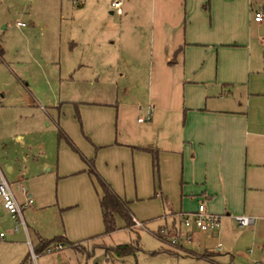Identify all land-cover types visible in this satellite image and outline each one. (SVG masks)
Returning <instances> with one entry per match:
<instances>
[{
    "label": "crops",
    "instance_id": "crops-1",
    "mask_svg": "<svg viewBox=\"0 0 264 264\" xmlns=\"http://www.w3.org/2000/svg\"><path fill=\"white\" fill-rule=\"evenodd\" d=\"M118 1L121 14L112 3L110 9L122 18L87 31L86 57L72 73L107 88L58 109L59 151L52 168L60 193L65 179L78 177L92 187L96 178L99 209L106 187L127 202L130 215L151 235L176 225L175 214L194 212L199 204L224 216L216 233L195 232L181 251L159 240L157 249L143 248L137 235L140 250L117 257L121 262L134 256L131 264H238L235 258L245 257L264 264V22L252 17L253 10L264 9V0ZM48 165L44 161L43 169ZM26 181L21 172V196L14 195L20 205L29 195ZM126 194L135 195V215ZM33 204L23 209V218L24 211L37 215L42 208L34 210ZM5 213L15 236L21 230L13 231ZM238 215L253 217V224L239 228L231 219ZM33 234L35 241L41 238ZM241 243L243 251L236 249Z\"/></svg>",
    "mask_w": 264,
    "mask_h": 264
},
{
    "label": "rangeland",
    "instance_id": "rangeland-1",
    "mask_svg": "<svg viewBox=\"0 0 264 264\" xmlns=\"http://www.w3.org/2000/svg\"><path fill=\"white\" fill-rule=\"evenodd\" d=\"M114 1L117 0H78L73 4L69 0H0V145H3L0 167L18 199L21 195L17 178L23 172L26 189L34 201L32 207L34 210L38 205L42 207L37 215L23 213L33 247L34 231L47 241L59 237L72 240L61 242L60 252L38 255L37 264H131L134 256L121 262L105 250L131 244L137 235L143 248L155 250L160 246L154 234L134 227V231L124 228L121 217L116 219L119 230L102 235L100 186L96 178L92 180V187H86L78 177L65 179L60 193L52 168L59 151L55 123L58 109L74 98L88 101L92 92L107 88L105 83L93 84L92 88L84 78L73 75L76 66L86 57L83 43L87 31L95 26L101 30L122 18L111 13L110 4ZM17 23L24 26L19 27ZM128 84L131 85L129 81ZM141 93L146 92L143 89ZM52 106L56 107L55 114ZM77 128L80 132V124ZM85 144L89 146V142ZM8 160L12 161L11 173L7 172ZM44 161L51 170L43 169ZM126 195L132 201L131 210L135 215V195ZM8 217L0 204V232L6 235L3 240L0 238V264H35L23 228H19L17 235H11ZM150 228L154 229L155 225L151 224ZM81 240H84L81 244H73ZM239 246L236 249L243 251L245 243ZM251 252L252 247L244 250L247 256ZM139 256L137 253L136 258ZM235 262L254 264L245 257H237Z\"/></svg>",
    "mask_w": 264,
    "mask_h": 264
},
{
    "label": "built area",
    "instance_id": "built-area-1",
    "mask_svg": "<svg viewBox=\"0 0 264 264\" xmlns=\"http://www.w3.org/2000/svg\"><path fill=\"white\" fill-rule=\"evenodd\" d=\"M73 4H77L78 0H69ZM112 8L116 11L118 15L121 14V2L114 1L111 4ZM253 21L257 24H262L264 22V9L258 8L252 11ZM17 26L23 27L21 23H17ZM23 193L26 194L24 188H22ZM27 195V194H26ZM0 202L3 209L12 217L14 227L13 231L18 232L19 228H23L26 232V225L22 215L24 208L29 207L33 203V199L30 195H27L25 203L20 205L14 194L11 191L8 181L6 180L3 172L0 169ZM224 216L209 213L206 211L203 204H199L194 212H179L175 214L176 225L170 227L160 228L154 236L161 241L165 246L176 249L183 250L184 246L190 244L194 240V233L201 234H214L221 226V220ZM231 219L236 223L239 228L248 227L253 224V217L238 215L232 216ZM133 227L137 229H143L144 226L141 222L132 218ZM0 237H3V233H0ZM217 251H221L222 246L217 243L215 246ZM63 250L62 243H54L49 246L44 253L51 254L55 252H60ZM38 255L33 253L31 249V258L36 264Z\"/></svg>",
    "mask_w": 264,
    "mask_h": 264
},
{
    "label": "trees",
    "instance_id": "trees-1",
    "mask_svg": "<svg viewBox=\"0 0 264 264\" xmlns=\"http://www.w3.org/2000/svg\"><path fill=\"white\" fill-rule=\"evenodd\" d=\"M153 164L156 167V158H154ZM100 209L104 226V232L102 235L107 236L117 231L118 228L114 219L115 215L120 216L125 221L126 228H131L133 226V217L129 213L127 202L119 199L106 187H103V196L100 200ZM60 241V237L55 238L52 241H47L37 237L35 246L32 248L33 253L37 255L43 254L49 246L54 243H61ZM136 250H140L138 246V236L137 239L131 244L117 245L115 247L107 248L105 251L107 255L113 254L116 257H126L134 255Z\"/></svg>",
    "mask_w": 264,
    "mask_h": 264
},
{
    "label": "water",
    "instance_id": "water-1",
    "mask_svg": "<svg viewBox=\"0 0 264 264\" xmlns=\"http://www.w3.org/2000/svg\"><path fill=\"white\" fill-rule=\"evenodd\" d=\"M261 35H264V33H262Z\"/></svg>",
    "mask_w": 264,
    "mask_h": 264
}]
</instances>
